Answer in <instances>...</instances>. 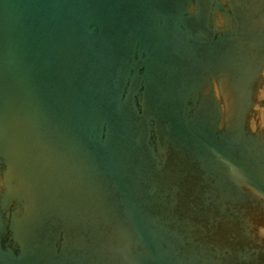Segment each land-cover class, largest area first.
<instances>
[{
    "label": "water",
    "instance_id": "95a60500",
    "mask_svg": "<svg viewBox=\"0 0 264 264\" xmlns=\"http://www.w3.org/2000/svg\"><path fill=\"white\" fill-rule=\"evenodd\" d=\"M0 264H264V0H0Z\"/></svg>",
    "mask_w": 264,
    "mask_h": 264
}]
</instances>
